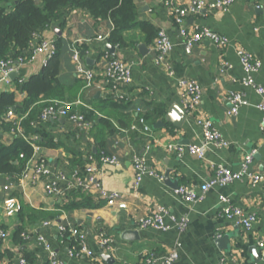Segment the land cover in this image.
<instances>
[{"label": "crops", "instance_id": "1", "mask_svg": "<svg viewBox=\"0 0 264 264\" xmlns=\"http://www.w3.org/2000/svg\"><path fill=\"white\" fill-rule=\"evenodd\" d=\"M175 1L184 5L189 0ZM135 3L139 20L152 24L156 30L165 29L173 42L168 62L175 77H190L199 83V111L228 144L222 148L207 146L203 159L189 154L186 149L179 153L167 150L165 146L169 143L184 148L189 144L200 145L203 137L197 122L198 113L184 111L175 80L167 75L162 65L156 64L153 42H145L139 31L130 33L138 40L134 45L119 47L109 44L106 38L97 40V35L109 34L112 21L108 18L97 23L84 10L68 11L62 22L34 34L30 48L41 38L55 40L58 83L64 87L65 96L67 93L72 98L70 111L81 114L87 111V120L90 121V116L95 118L94 122L91 119L89 130H83L63 117L49 118L42 127L50 139L40 146L35 157L48 160L55 171H70L75 167L83 168L88 154L96 157L101 152L113 154L118 158V165L97 163L96 175L105 190L117 192L121 198L110 206L96 191L90 195L87 205L64 209V197L46 195L45 177L23 191L9 185V181L13 182L9 177H0V225L8 234L0 250L10 254L0 264H18L20 256H27L32 264H47L49 254L38 244V234L48 241L61 264H138L150 251L164 253L171 248H175L178 254L173 264H217L220 258L230 256L235 258L234 264H264V253L257 245L258 239L264 240V132L261 129L264 111L255 106L263 99L252 88L240 83L245 72L233 47L220 49L210 41L202 40L192 47L190 53H186L164 0H135ZM263 6L264 0H261V7H256L254 0H235L225 9L206 5L200 13L188 16L186 24L189 29L206 25L228 37L233 46L243 45L250 50L261 63L254 74L255 82L264 87ZM76 43L83 49L81 53L86 65L96 72L89 86L75 73L71 55ZM142 44L144 48L140 47ZM109 45L112 48H108ZM106 55L118 56L131 63L132 81L121 88L123 98L120 100L108 91L101 76ZM42 60V55H36L19 69L20 75L10 78V83L0 81V93H13L16 103H20L24 92L16 80L24 82L40 72L44 67ZM230 91L241 92L248 102L236 114L229 113ZM109 97L113 101L108 100ZM174 106L181 112L173 111L177 117L185 115L179 127L166 118V113ZM140 116L145 117L150 127L147 133L138 125ZM98 119H106L111 125L100 123ZM133 125L139 129H132ZM2 136L5 144L11 145L17 135L9 130ZM147 140L151 146L144 153ZM252 150L255 152L250 169L262 176L257 184L242 178L213 187L194 204L175 194L177 185L198 187L203 184L217 165L238 169L243 156ZM134 154H144L148 168L162 175L163 180L145 176L138 189L134 190L131 161ZM166 176L169 181H165ZM221 195L256 215L250 229L246 230L218 214ZM7 197H15L19 202L42 211L37 222L25 225L28 238H22L18 244L11 239L18 226V213L7 216L3 211V200ZM157 207H164L176 217L187 216V228L182 232L172 227L167 231L139 229L136 219L152 213ZM165 220L170 224L168 218ZM45 221H50V224L44 225ZM58 223L84 231L86 244L93 256H69L71 238L69 236L70 240H66L58 233ZM101 236L111 239L109 248H100Z\"/></svg>", "mask_w": 264, "mask_h": 264}, {"label": "built area", "instance_id": "2", "mask_svg": "<svg viewBox=\"0 0 264 264\" xmlns=\"http://www.w3.org/2000/svg\"><path fill=\"white\" fill-rule=\"evenodd\" d=\"M254 1L256 7H261V0ZM234 2L235 0H189L184 5H180V3H177L175 0H164V3L168 7L172 16L173 22L177 27L178 33L182 38L186 53H190L192 47L202 40H208L220 49L233 47L236 50L245 72V77L241 79L240 83L245 87L252 88L256 93L261 95L263 100L255 106L259 110L264 111V87L257 84L254 79V74L260 69L261 63L255 58L252 52L243 45L233 46L228 37L206 25L196 26L189 29L186 24L188 16L200 13L206 5L225 9L230 7ZM107 36L99 34L96 36V39L101 41L107 38ZM78 44L79 43H76L72 47V62L77 77L82 79L86 86H89L94 81L96 72L84 62ZM153 48L155 50L156 64L162 65L165 68L167 75L175 80V86L184 111L187 113H198L196 114L197 122L201 128L203 137V142L200 145L189 144L184 148L183 146L169 143L165 148L169 151H176L178 153L186 149L189 154L194 155L198 159H203L207 146L213 145L217 148L225 147L228 144V141L222 137L219 131L212 125L211 121L199 111V104L201 102V86L199 83L194 78L175 77V72L168 62V56L173 49V42L165 29L159 28L157 30L156 36L153 40ZM56 51L57 45L54 39L41 38L37 44L31 46L29 49V56L21 55L15 59H0V81H4L7 84L10 83L9 75L23 67L28 60L33 59L36 55H42L43 64L46 65ZM105 57L107 60L101 74L103 82L107 85L108 91L120 100L123 98L121 88L132 81L131 63L118 56L109 57L106 55ZM228 100L231 104L229 109L230 114H236L241 106L248 104L244 95L239 91H230L228 93ZM70 105V102L59 99H49L47 104L42 107L39 118L42 121H46L49 118L63 117L69 122L76 124L81 129L89 130L91 122L87 120L83 114L70 111ZM5 117L12 121L10 131L25 139L33 149V154L26 162L17 181H9V185H15L23 191L27 187L36 184L41 177H45L44 191L48 196L65 198L72 191L80 190L89 193L90 195L97 191L99 196L104 198L106 203L110 206H113L121 198L119 193L105 190L96 175L97 163L110 166L118 165V158L115 155L101 152L99 156L96 157L92 154H88L83 168L75 167L70 171H55L48 160L42 157H35L41 148L37 140L38 135L32 134L31 136H28L25 134L23 126L21 125L23 116L19 117L14 112V109L9 108ZM138 125H140L141 130L144 133L150 131V127L147 125L146 120L143 117L138 118ZM132 129H139V127L133 125ZM261 129L264 132V114L261 118ZM150 146V142L147 140L144 153L148 152ZM253 152H255V150H252L243 156L238 169L232 170L217 165L214 167V173L212 176H210L203 184L198 187L192 184L177 185L174 189L175 194L180 196L187 203L194 204L202 200L206 192L213 187L240 181L242 178L247 179L253 185L257 184L262 179V176L250 169L249 165L252 161ZM20 156H23V154ZM131 161L133 168L132 187L134 190L138 189L145 176L156 177L160 181L163 180L162 175H159L153 169L148 168L144 154H134ZM4 188L7 189L8 185ZM2 206L5 215L11 216L20 209V202L15 197H7L3 200ZM218 214L233 220L236 224L241 225L246 230L250 229L256 221V215L254 213L247 212L239 206L231 203L224 195H221L219 199ZM166 218L169 219L170 224L166 223ZM43 224L48 225L50 224V221H45ZM188 224L189 219L187 216L176 217L169 214L164 207H157L152 213L136 219V225L139 229L151 228L167 231L172 227L182 232L187 228ZM57 229L60 235L68 232L69 235L75 239V243L70 245L68 249L69 256H93V252L86 244L84 231L79 230L76 227H68L62 223L57 224ZM21 236L23 238H28V232H22ZM7 237L8 234L6 230L0 227V243L4 242ZM36 239L38 244L49 254L47 264H61L48 241L40 234L36 236ZM110 242L111 239L109 237L101 236L99 239L100 248L102 250L109 248ZM257 245L264 253V240L258 239ZM177 257L178 254L175 248L168 249L164 253L150 251L139 261L138 264H173ZM234 263L235 258L231 256L222 257L217 262V264ZM18 264L31 263H29L23 256H20Z\"/></svg>", "mask_w": 264, "mask_h": 264}, {"label": "trees", "instance_id": "3", "mask_svg": "<svg viewBox=\"0 0 264 264\" xmlns=\"http://www.w3.org/2000/svg\"><path fill=\"white\" fill-rule=\"evenodd\" d=\"M73 9L86 11L97 23L109 18L113 27L106 39L112 45L121 47L136 44L138 42L136 36L130 34L136 31L143 34L145 42L150 43L157 33L152 24L137 18L135 0H0V59H15L21 55H28L27 50L34 34L53 24H59L68 11ZM79 49L83 51L80 46ZM16 84L24 92V98L20 103H16L13 93H0V177H9L14 182L32 156L33 149L19 136H16L13 144H5L2 133L8 132L12 126V121L5 117L7 110L14 109L19 117L23 116L21 125L25 134L28 136L37 134L38 144L42 146L50 139L42 127L45 121L39 118L42 107L49 99L66 102L72 99L67 93L65 96L64 87L58 83V48L40 72L27 81L16 80ZM108 100L113 101L110 97ZM35 106L40 108V112ZM87 113L89 112L82 114L89 119ZM90 118L93 121L95 117L90 116ZM143 118L145 119L144 116ZM97 121L111 125L106 119ZM21 154L23 156H20ZM64 200V209H73L87 205L91 197L89 193L78 190L70 192ZM41 212L20 202V209L16 212L18 226L11 237L14 243L18 244L22 241L21 233L24 232L25 225L37 222L42 215ZM0 227L3 228L2 225ZM62 236L66 240L70 236L71 245L75 243L74 237L68 232ZM1 245L2 242L0 248ZM9 256L7 251L0 250V261ZM23 257L31 263V259L27 256Z\"/></svg>", "mask_w": 264, "mask_h": 264}, {"label": "water", "instance_id": "4", "mask_svg": "<svg viewBox=\"0 0 264 264\" xmlns=\"http://www.w3.org/2000/svg\"><path fill=\"white\" fill-rule=\"evenodd\" d=\"M55 30L57 31V33H59V31H58V29L55 27ZM140 47L142 48H144V45L142 44V45H140ZM108 48H112L110 45L108 46ZM22 72L18 69L17 71H14L13 73H11L10 75H9V77L12 79V78H15V76H18V75H20ZM177 111L178 113H181L180 112V110H178V107H173V108H171L167 113H166V118L168 119V120H171V121H173L174 122V124L176 125V126H181L180 124V122H181V118H183L185 115L184 114H182L181 115V117H177V115H175L174 114V112L173 111ZM157 123H159V124H161V122L160 121H158ZM165 181H169V179H168V177L166 176L165 178ZM104 257H108V255H103Z\"/></svg>", "mask_w": 264, "mask_h": 264}]
</instances>
